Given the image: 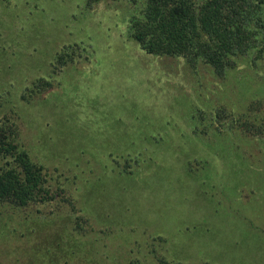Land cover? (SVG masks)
I'll return each mask as SVG.
<instances>
[{
	"label": "rangeland",
	"instance_id": "obj_1",
	"mask_svg": "<svg viewBox=\"0 0 264 264\" xmlns=\"http://www.w3.org/2000/svg\"><path fill=\"white\" fill-rule=\"evenodd\" d=\"M137 7L0 0V120L11 118L57 194L3 220L0 264H34L33 245L51 248L59 264H109L110 251L128 264L134 241L142 264H157L141 256L152 249L170 263L264 264V138L218 132L214 121L220 110L264 117V57H236L218 76L201 62L192 70L182 58L147 55L127 30ZM64 46L74 61L53 73ZM38 78L52 88L24 99ZM251 103L260 106L249 111ZM134 149L140 168L115 174L114 160L122 166Z\"/></svg>",
	"mask_w": 264,
	"mask_h": 264
},
{
	"label": "trees",
	"instance_id": "obj_2",
	"mask_svg": "<svg viewBox=\"0 0 264 264\" xmlns=\"http://www.w3.org/2000/svg\"><path fill=\"white\" fill-rule=\"evenodd\" d=\"M131 7L139 6L136 13H131L127 21V30L132 39L147 55L155 57L182 58L188 67L195 70L201 62L211 67L218 76L236 66L235 58L251 55L252 63L264 57V0H126ZM100 0H87L89 8ZM78 47V46H77ZM70 50V51H69ZM84 49L81 48V52ZM75 49L64 46L54 56L53 73H59L69 63L74 61ZM78 55V54H77ZM81 53H79V57ZM78 57V56H77ZM83 57V55H82ZM52 83L46 78H38L33 82L24 99L45 94ZM259 103H251L249 111H253ZM201 115V112H198ZM11 118L0 120V240L7 241L3 220L11 221L14 214L32 206L47 204L55 199L57 194L48 185L45 167L34 162L28 151L18 141V130ZM217 131H228L250 137L264 138V117L261 120H249V116L234 118L220 110L214 119ZM228 124V127H227ZM227 127V128H226ZM226 129V130H225ZM228 129V130H227ZM199 132V127H195ZM233 131V132H232ZM237 132V133H238ZM135 155H126L125 163L114 160L122 170L115 174L129 177L132 169L140 168L142 155L134 149ZM114 173V171L112 172ZM76 224L79 235L85 236L77 216ZM21 220L17 223L21 224ZM27 220V219H26ZM120 229L119 233L123 234ZM105 239L110 240L111 234ZM131 233H133L131 231ZM130 240V237H126ZM112 239V238H111ZM152 242H163L161 237H152ZM50 240L46 239L48 243ZM128 245V244H127ZM134 247H128L131 258L128 264H142L143 260L135 256L140 254L139 243L132 242ZM30 249L34 264H59L57 258H52L51 248ZM49 247V246H48ZM103 248L106 249L104 244ZM69 251L64 253L69 257ZM22 253L26 254L24 251ZM27 254V255H28ZM155 250L148 251L143 258L154 255L157 264L170 263L164 257H159ZM103 257L110 260L109 264H117L113 253L105 252ZM63 258H65L63 256ZM68 261V260H67ZM65 261V262H67Z\"/></svg>",
	"mask_w": 264,
	"mask_h": 264
}]
</instances>
